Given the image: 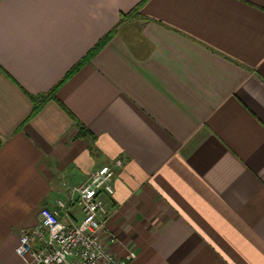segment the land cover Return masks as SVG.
Returning a JSON list of instances; mask_svg holds the SVG:
<instances>
[{"label":"crops","instance_id":"obj_1","mask_svg":"<svg viewBox=\"0 0 264 264\" xmlns=\"http://www.w3.org/2000/svg\"><path fill=\"white\" fill-rule=\"evenodd\" d=\"M115 160L129 264H264V0H0V264Z\"/></svg>","mask_w":264,"mask_h":264},{"label":"built area","instance_id":"obj_2","mask_svg":"<svg viewBox=\"0 0 264 264\" xmlns=\"http://www.w3.org/2000/svg\"><path fill=\"white\" fill-rule=\"evenodd\" d=\"M122 165V160H115L101 166L82 185L70 189L58 208L42 207L40 223L20 234L16 252L25 264H129L134 259V249L119 256L102 235L113 215L104 196L114 195L115 167ZM73 205L82 215L78 222L63 217ZM115 239L111 237V242Z\"/></svg>","mask_w":264,"mask_h":264},{"label":"trees","instance_id":"obj_3","mask_svg":"<svg viewBox=\"0 0 264 264\" xmlns=\"http://www.w3.org/2000/svg\"><path fill=\"white\" fill-rule=\"evenodd\" d=\"M139 7L140 6H138L133 12H136L138 9H139ZM131 14V13H130ZM129 16V15H128ZM126 17H127V15H126ZM111 37V34H108V36L107 37H105L99 44H98V46H96V48L94 49V50H98L100 47H102L104 44H105V42H107L108 41V39ZM92 56V54H90V55H88L87 57H86V59L84 60V62H87V60L90 58ZM73 72V71H72ZM71 74V73H70ZM67 79V78H66ZM65 81V80H64ZM55 91V90H54ZM78 125H79V131H80V135H82V136H85V135H87L88 134V130H87V128L85 127V125H83L82 123H78Z\"/></svg>","mask_w":264,"mask_h":264}]
</instances>
